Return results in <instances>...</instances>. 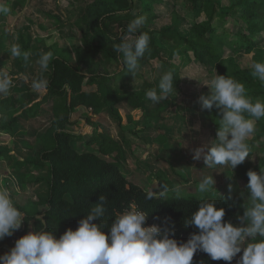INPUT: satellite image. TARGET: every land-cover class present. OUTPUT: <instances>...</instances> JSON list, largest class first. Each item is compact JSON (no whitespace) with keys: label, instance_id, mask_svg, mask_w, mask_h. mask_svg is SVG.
Segmentation results:
<instances>
[{"label":"trees","instance_id":"trees-1","mask_svg":"<svg viewBox=\"0 0 264 264\" xmlns=\"http://www.w3.org/2000/svg\"><path fill=\"white\" fill-rule=\"evenodd\" d=\"M136 1L141 6L139 12H134ZM164 1L88 0L73 22V27L80 35L82 49L73 52L62 39L47 48L46 53L51 51L54 59L37 81H46V86L42 88L48 99L25 106L21 116L34 118L39 109L45 107L50 110L51 119L33 145L32 155L24 160L18 159L23 162L22 165L44 172L30 181L34 184L43 182L45 191L25 205L17 204L25 213L26 220L21 229L11 237H5L0 244L9 241L13 247L15 240L28 232L29 223H32L33 228L41 227L37 216L45 221L44 227L47 230L55 229L54 235L57 238L67 228L75 230L78 221L99 202L101 195L106 200V211L102 218L105 222L110 223L115 214L130 203H135L148 212L147 225L171 228L178 242L186 241L191 233L198 231L193 226H186L185 219L197 210L203 199L216 200V207L225 209L224 220L236 225L241 223L237 222L236 215L247 206L248 201L243 200L237 186L228 187L229 190L224 193H212L208 198H202L191 192L175 194L158 188L143 187L122 171L120 161L123 154L119 143L110 134L108 118L122 127L119 104L125 103L131 109H142L144 127H151L152 123L165 119V100L155 104L156 107L151 108L152 105L146 109L145 104L151 101L145 92L155 87L160 78L152 81L143 79L139 85L130 86L132 74L121 69L120 58L113 50V44L126 34L127 24L135 16L152 13L146 16V21L155 19L157 13L153 11V6ZM175 1L184 5L194 16L190 33L185 36L170 28L156 32L165 40H176L177 45H183L185 51L182 53L185 56L184 63L167 65V71L171 70L174 74L176 94L180 92L182 85L181 67L187 66L191 61L188 52H192L194 59L209 72L214 71L217 75L236 79L244 84L253 100H264V84L252 76L251 67H241L236 61H229L223 55L224 48L253 52L254 55L261 53L262 50L256 48L252 36L264 33V0H228L226 9L237 10L239 20L245 24L242 31L232 34L213 22L216 18L217 1ZM202 13L206 19L196 20ZM140 31L148 32L151 37L150 51L138 66L144 68L160 56L162 49L155 42L154 31L145 28ZM73 57L75 64L72 62ZM87 86L94 89L85 90ZM208 92L209 90L205 96ZM21 101L24 102L23 99ZM10 109V98L6 96L0 99V113L9 112ZM203 111L216 133L218 110L203 108ZM8 112L4 118L5 123L0 118V132L12 134L15 130L14 122L19 116ZM126 118L127 126H130L132 117L126 115ZM78 123L95 128L94 133L87 137L81 136L75 131ZM256 128L255 136L249 140L250 157L245 160L251 161L253 171L259 173L260 169H264V118L256 122ZM122 133L125 142V131L122 130ZM168 140L169 137L162 134L155 138L159 144ZM7 152L5 148H0V156ZM161 175L163 173L160 172L159 177ZM149 194H152V199L147 198ZM247 195L245 192L244 196ZM105 232L107 233V229ZM201 262L228 264L223 260L213 261L206 253L197 252L193 257V264ZM231 264H237V256Z\"/></svg>","mask_w":264,"mask_h":264},{"label":"clouds","instance_id":"clouds-1","mask_svg":"<svg viewBox=\"0 0 264 264\" xmlns=\"http://www.w3.org/2000/svg\"><path fill=\"white\" fill-rule=\"evenodd\" d=\"M10 11L6 0H0V15ZM146 16L137 15L126 27V34L113 44L120 58V67L134 75L140 60L150 51L151 37L140 31ZM13 57L29 53L19 45L11 48ZM54 59L51 51L40 56L42 70L49 68ZM251 74L264 84V61L251 64ZM174 74L171 70L162 74L158 84L146 90V97L159 104L176 94ZM6 69L0 68V99L6 97L11 86ZM209 92L199 97L202 108L218 110L215 139L193 150V159L200 160L208 168L227 165L235 169L250 157L249 140L257 131L256 122L264 118V100H253L243 83L236 79L217 75L208 84ZM46 86V81H34L33 88ZM248 204L244 207L241 223L224 220L225 209L216 207V200L203 199L197 210L185 219L186 226L198 231L184 242L174 238V231L156 224L147 225L148 212L130 203L111 222H105V197L78 221L75 230L67 228L59 237L54 230L44 227L45 221L37 216L41 227L32 228L15 240L9 251L0 254V264H193L197 252L206 253L211 260H223L231 264L241 254L237 264H264V169L259 173H246ZM215 180L212 175L203 176L196 188L202 196L211 193ZM152 199V194L147 196ZM25 213L17 206L11 191L0 186V241L11 237L21 229ZM96 221H99L97 223ZM107 229V233L105 232ZM203 264V262H201Z\"/></svg>","mask_w":264,"mask_h":264},{"label":"rangeland","instance_id":"rangeland-1","mask_svg":"<svg viewBox=\"0 0 264 264\" xmlns=\"http://www.w3.org/2000/svg\"><path fill=\"white\" fill-rule=\"evenodd\" d=\"M215 1H217V4L215 6L216 18L213 21L214 24L228 29L231 34L242 31V29L245 28V24L239 20V12L237 10L229 11L226 9L228 6V0ZM61 2H64V0H61ZM6 3L8 4L10 11L6 15H0V68L7 70L12 81L7 95L10 98L12 109L7 112L12 113V115L15 116L18 114L19 107H22L19 106L21 99H23L21 96L27 97L30 93L34 92L36 98H40L45 90L42 87L33 88V82L37 81L39 75L36 77L34 73L26 68V65H29L30 61H25L23 57H15V59H13L11 48L13 45H19V43H21V46H19L22 47V51L29 53V38L27 36L28 28L32 27L33 31L31 30V33L33 36L37 35L39 33L37 32L39 27H42L43 24H46L47 22V20L44 19L42 12L55 11V6L53 0H48V4L45 5V8H42V12L40 13L41 10L37 0H6ZM140 10L141 6L139 2L136 1L134 12H139ZM153 11L157 13V17L146 21L142 28L155 32V42L160 46L162 52L158 58L150 62L149 66L144 68L138 67L136 69L135 74L131 75L129 79L130 86L139 85L143 79L150 81L159 79L162 74L168 70L167 65L180 64L185 61V56L182 54L185 53L183 45L178 46L176 40L171 41L161 38L156 31L170 28L186 36L190 33L191 23L194 18L193 14L184 5L177 3L175 0H165L161 4H156L153 6ZM151 14L152 13H145V16ZM38 17H40V19ZM205 19L206 17L203 13L196 18V20ZM252 39L255 42L256 48L262 50L261 53L254 55L253 52H246L244 50L233 51L229 48H224V57L229 61H236L241 67H251V64L254 61H264V33L254 34ZM76 41L77 40L75 39V43H77ZM188 55L191 61L187 66L181 67L180 70L182 80L180 92L177 93L176 96H170L168 99H165V119L151 124V127L160 129L161 132L166 133L162 135L169 137L168 141L160 143L165 145L162 147L161 151L167 155L166 157L173 159L175 162L170 177L178 181V186L180 187L178 189H173L176 185L173 184L172 187L170 186L171 182L163 179L160 180V184L161 182H164V184L162 183L163 185H160L159 190H167L175 194L191 192L202 198H208L212 193H214V195L224 193L226 190H229L228 187L237 186L238 193L244 194L247 192L245 186L248 182V180H246V173L248 170H253L250 164L251 161L245 160L242 164L232 170L231 167L227 165H217L213 168H208L203 164V158L200 160L193 159L194 149L206 145L211 140L215 139L216 133H214L211 124L204 114L199 97L205 96L209 89L204 84H208L216 74L214 71L209 72L205 66L199 64L198 61L194 59L192 52H188ZM40 56L41 55L36 57L39 59ZM19 62H21V64H19ZM32 64L33 63L31 62L30 65ZM29 89H33V92H28ZM92 89H94V87H85V90ZM150 106L153 108L157 105L151 102L145 104L146 109ZM130 111L131 110H129V107L125 105V103L119 104V112L121 115L126 117V115H130ZM7 112L0 113L2 123L6 122L4 118L6 117L5 115ZM133 113L135 117L139 118L140 116L142 117L143 110L139 109ZM84 116L85 114H83V117ZM108 120L110 122V134L112 135L111 127L115 125L113 128L114 131L116 130L114 135L117 136L118 130L120 129V131H122L123 129L116 125L114 120L110 118H108ZM127 123L128 121L125 125ZM75 127V131L81 136H83L86 129L89 128L81 123H78ZM129 127H132V124H130ZM92 129L95 128H91V131ZM151 130L154 131V129ZM146 131V127H143L141 130L138 128V131H136L134 136L136 138L143 136L146 138V135L148 134H144L143 136L140 134ZM20 134L25 135L19 132L17 135H12L10 132H2L0 135V148H5L8 151L6 155L0 156V186H5L11 191L13 198L18 205H25L31 199H34L37 195V191L40 190V186H37V183L34 184L30 180L33 177L40 175V173L44 174V172L38 171V169L24 164L22 165L21 163L23 162L18 161V157L21 158L19 160L27 158V154L30 151L28 145L26 146L22 144L25 140H29L25 137H21ZM142 151H144V149L137 152L138 154L136 156H139ZM122 159L120 161L121 163ZM193 163H196L198 166L202 163L203 165L201 167L206 171L200 169L197 171V167L190 166ZM16 165L18 167H16ZM144 165H146V163H144L143 166ZM182 167L187 168L184 170ZM216 167L218 169L217 172H220L219 174H213ZM206 175H215V190L202 196L196 191V188L200 177ZM154 176L159 177V171L154 174L147 173L144 176V186L151 188ZM161 177L163 178L164 175H161ZM41 209L43 208L41 207ZM243 213L244 209L238 211L236 215L237 222H241L239 217H242ZM32 228V223H29L28 231L32 230ZM11 247L9 241L3 242L0 244V254L9 251ZM241 254H237V261Z\"/></svg>","mask_w":264,"mask_h":264},{"label":"crops","instance_id":"crops-1","mask_svg":"<svg viewBox=\"0 0 264 264\" xmlns=\"http://www.w3.org/2000/svg\"><path fill=\"white\" fill-rule=\"evenodd\" d=\"M37 1H38V5L40 6V10H41L40 13H41L42 8H45V5L48 4V0H37ZM87 1L88 0L86 1L85 0H64V2H61V0H53L55 11H43L42 12L43 17L44 19L47 20V22L46 24H43L42 27H39L37 31L39 32L37 34L38 36L37 35L33 36V34L31 33V30L33 31L32 27L28 28L27 36L29 38V47H30L28 62L30 61V64L31 62L33 64L26 65V68L29 69L32 73H34L36 77L38 75L40 76L43 72H45V70H42L40 68L38 64L39 59L36 56L46 53L47 48L52 43H55L56 41L62 39L66 42L68 47L73 52H75L76 50H80L83 47L81 39H80V35L78 31L73 27V22L76 19V17L80 14L85 2ZM38 18L40 19V17ZM75 39L77 40L76 41L77 43H75ZM19 45L21 46V43H19ZM13 59H15V57H13ZM74 59L75 58L73 57L72 59L73 63L75 62ZM19 64H21V62H19ZM28 92H33V89H29ZM21 98H23L24 102L20 101L19 106H22V107H19V110L17 112L18 113L17 115L19 117L14 122L15 130H14V133H12V135L14 134L17 135L18 132L25 134V135L20 134V136L27 138L29 141L25 140L24 142H22V144L26 146L28 145V147H30V151L27 154V156H31L33 153V145L37 142L38 137L45 131L51 119V112L48 108L42 107L39 109L38 114L34 118H28L26 116H21V113L25 106L31 104L34 101H41V102L46 101L48 99L46 91H44L43 95L40 98L39 97L36 98V96L34 95V92L30 93L27 97L21 96ZM129 110H131L129 114L133 118L132 124L134 126L132 125V127H129L127 126V124L125 125V123L127 122L126 117L124 115H121L122 117V120H121L122 127L121 128L125 131V138H127L126 139L127 141L125 142L123 141L124 134L122 133V131H120V129L118 130V135L116 136L114 135V132H116V130L114 131L113 129L115 125L111 127L112 137L119 143L121 150L123 152L122 153L123 159L121 163V168H122L123 173H125L129 178L134 180L136 183L140 184L143 187H146L143 184L144 176L147 173L154 174L155 172L159 171V173L160 172L163 173L164 177L162 178V177L154 176L152 180V188L159 189L160 185L162 186L164 184V182H161L160 184V180H163V179L171 182L170 186L175 184L176 186H174L173 189L180 188L178 186L179 185L178 181L170 177V173L172 172L175 166V162L173 161V159L166 157L167 155H165V153L161 151L162 147L165 145L159 144L158 142L155 141L156 136L160 134H166V133L161 132V130L157 128L146 127L147 131L144 133H140V134H142V136L144 134H148L146 135L147 137L144 138L143 136V137H139L140 139L136 138L134 136L136 133V129L138 128L142 129L145 126V122H144L143 115L142 117L140 116L139 118L134 116L133 112L139 109L129 108ZM91 128L93 127H89L86 129V132L84 133L83 137H87L94 133V129H92L91 131ZM151 129H154V131ZM1 134L2 132H0V135ZM141 149H144V151H142V153L139 156H136L138 154L137 152H140ZM19 158L20 157H18V159ZM144 163H146V165L143 166ZM203 164L201 163L200 166H198L196 163H193L190 166L195 167V168L197 167L196 170L199 171V169L200 170L204 169L201 167ZM184 166H187V165H184ZM182 168H184L185 170V168L187 167H182ZM217 170L218 169L216 167V170L213 174H219L220 172H217ZM203 171H206V170H203ZM42 174L40 173V175ZM214 177L215 175L213 176V178ZM201 178L202 176L200 177V179ZM36 185L40 186V190L37 191V195L44 193L45 191L44 183L39 182ZM37 195L35 196L34 199L37 198ZM34 199H31V200H34Z\"/></svg>","mask_w":264,"mask_h":264}]
</instances>
